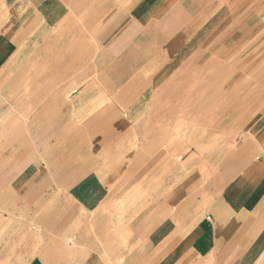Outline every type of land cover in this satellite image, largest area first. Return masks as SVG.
Returning <instances> with one entry per match:
<instances>
[{
  "label": "crops",
  "instance_id": "crops-1",
  "mask_svg": "<svg viewBox=\"0 0 264 264\" xmlns=\"http://www.w3.org/2000/svg\"><path fill=\"white\" fill-rule=\"evenodd\" d=\"M192 67L216 123L169 142ZM4 87L0 264H264V0H0Z\"/></svg>",
  "mask_w": 264,
  "mask_h": 264
},
{
  "label": "rangeland",
  "instance_id": "rangeland-1",
  "mask_svg": "<svg viewBox=\"0 0 264 264\" xmlns=\"http://www.w3.org/2000/svg\"><path fill=\"white\" fill-rule=\"evenodd\" d=\"M199 63V60L197 62ZM216 62L214 61L213 57H210L208 60V64L206 65L208 68L212 67L214 68L216 65ZM199 67V66H198ZM194 68L192 67V71L189 75L192 80V84L188 83L186 85V88L180 87L176 89L177 96H182L185 93H189L190 91L192 92L193 100L194 102L192 104H186L185 106L188 107L186 110L190 111L191 109V115L192 119H185L183 117V112L185 110L184 104L183 103H176V113L175 117L176 119L173 121L169 120H164V116H160V121L159 123L161 124L160 127V132L163 134H169L167 136L168 141H173V140H179L182 141L184 139V128H191L192 133H196V135L193 136V144L195 142H199L203 138H208L203 134V131L199 132V130H196L198 128H201L200 124H203L202 128L204 130H213L216 120L215 119H207L206 116H211V112H215L216 104L211 103V101H214V97L216 96L217 89L214 86L215 80L217 79V73L213 69L212 71L208 70L207 72H204L203 74V79L208 80V88L203 87L200 88L199 81L201 79V73L199 72V68ZM224 74H228L227 72H224ZM184 77V75H183ZM213 84V85H212ZM190 85L192 86L190 88ZM211 85V86H210ZM24 91L25 88H17V87H11V88H0V154H3V151L7 150V144L10 141L12 144L14 143H21L23 145L24 141V131H29L28 129H25V120L21 115H18L17 113L19 111H23V97H24ZM77 91L73 90L71 95H76ZM200 95H206L208 97L207 101H210L209 103H199V97ZM198 97V98H197ZM16 101V105H14V102ZM13 102V103H12ZM198 102V103H197ZM16 107V109L14 108ZM221 110V109H220ZM17 111V113H15ZM213 114V113H212ZM171 116V115H170ZM189 116V115H188ZM201 116L203 118H201ZM169 122L172 123L169 126ZM14 129L16 131L17 135L16 137L14 136H8L7 130L8 128ZM34 127V126H33ZM30 128V127H28ZM26 134V133H25ZM10 140H9V139ZM16 138V139H15ZM29 138V137H28ZM9 140V141H8ZM210 140V138H209ZM162 144V143H161ZM164 144V143H163ZM195 146H193L194 148ZM188 149V148H187ZM187 149L183 151L182 153L177 154L176 156V163H180V161L184 158L185 154H187ZM5 153V152H4ZM197 164H199L197 162Z\"/></svg>",
  "mask_w": 264,
  "mask_h": 264
},
{
  "label": "bare ground",
  "instance_id": "bare-ground-1",
  "mask_svg": "<svg viewBox=\"0 0 264 264\" xmlns=\"http://www.w3.org/2000/svg\"><path fill=\"white\" fill-rule=\"evenodd\" d=\"M25 76H26V75H25ZM177 93H178V92H177ZM177 93H176V94H177ZM0 129H1V128H0Z\"/></svg>",
  "mask_w": 264,
  "mask_h": 264
}]
</instances>
